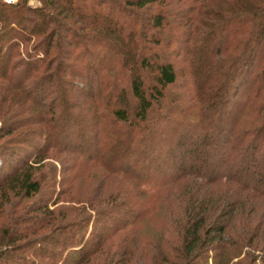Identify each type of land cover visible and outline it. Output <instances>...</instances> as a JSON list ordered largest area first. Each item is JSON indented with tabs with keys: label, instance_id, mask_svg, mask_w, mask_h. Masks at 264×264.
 Returning <instances> with one entry per match:
<instances>
[{
	"label": "rangeland",
	"instance_id": "obj_1",
	"mask_svg": "<svg viewBox=\"0 0 264 264\" xmlns=\"http://www.w3.org/2000/svg\"><path fill=\"white\" fill-rule=\"evenodd\" d=\"M166 1L170 2L166 9L176 12L180 17L175 24L169 26L168 32L172 38L171 42L175 45L171 60L176 62L179 76L175 86L164 90V103L167 108L160 109L158 105L155 106L159 115L153 122L151 119L147 120V123L152 124L153 134L148 130L143 135L138 132L133 134V145L136 147L133 152L128 150L127 153L126 149L129 147L126 145V139L114 130L133 128L113 122V116L105 107L106 97L112 98L113 101L116 97L119 98L122 91L131 97L127 85L129 75L125 73L128 74L127 70H131L133 66L138 68L136 55L139 47L136 40L139 37L128 34L129 27L136 17L140 18L137 20L140 27L147 21L148 12L157 11L159 4L146 7L148 9L135 7V15L123 13L125 15L120 16L118 14L121 11L116 9L115 20L125 24L124 31L117 34L118 29L106 22L111 17L109 10L102 5H92L90 0H86V5L82 10L79 9L87 16V28L114 41L117 52L109 46H103L102 42L95 43L90 38L79 39V36L73 38L71 34L60 29L59 34L53 38L54 46L46 54L43 49H38L39 44L44 45L41 42L46 36V33H41L40 30L55 24L54 17L45 18L39 14V10H34L40 5V0H28L27 11L22 15L13 8L12 3L15 2L6 3L5 0H0V127L6 128V132L0 131V134H5L0 137V146L10 147L18 155L27 153L24 159L29 163H36L33 176L41 183L40 191L29 197L20 195L16 190L8 189L7 185L0 183V249H6L14 256L23 254L41 264H59L57 259L49 258L47 254L51 249L60 250L63 236L72 232L63 227L65 221L74 217L82 219L91 211V220L86 227L74 232L79 236L85 235L84 238L88 240L84 243L86 248L84 246L80 252L85 249L92 250L99 240L103 241L94 255L93 260L97 262L93 264H105L118 250L122 257V251L130 244L132 255L128 256L131 257L129 264H152L155 257L161 256L158 249L173 253L174 249L180 246L183 209L188 199L185 194L193 192L221 199L219 207L223 202L221 207L225 211L222 217L228 223V229L223 240L226 244L222 249V252L226 251L227 254L221 264H264L263 196L255 195V192L245 190L229 180L210 184L195 176H185L175 181L169 177L168 171L173 169L176 163L167 158L165 150L174 146L177 135L186 128L185 125L179 129L176 122L187 118L186 116L195 120L193 114L200 111L205 102L211 100L214 95L220 97L225 93L223 88H219L223 79L222 72L218 67L215 68L218 66L219 56L209 55L211 49L206 53L198 52L197 41L190 47L186 46V35L184 36L183 32L186 30L184 27L188 17L185 6L190 0ZM209 1L208 6H215L214 9L222 13H236L235 8L242 0ZM243 1L249 3L251 0ZM129 9L131 7L127 8ZM100 14H103L102 17H98ZM207 17L214 18L212 15ZM175 18L171 17V20ZM71 22L77 28L83 25L76 18ZM262 22L259 20L258 25ZM208 23L204 22L203 26L207 27ZM21 25L26 30H32L35 26L40 34L31 36L20 27ZM218 25L220 27L221 24L218 22ZM224 28L223 26L220 32ZM216 35L214 34L215 38ZM74 39L92 53L97 49L101 52L103 49L100 55L107 56L105 63L97 69L91 66L88 58L84 62L90 65H79L78 56L82 50L71 44ZM257 50L254 59L247 61L245 69L237 76L236 87L225 103V112L219 114L220 125L223 131L226 130L219 139L220 143L232 133H249L245 143L236 144L243 153L257 127L262 126L264 122V38L260 40ZM236 52L237 50H234L232 55ZM131 56H135L134 60L126 64L125 61ZM208 72L210 75L205 78ZM215 89H220L219 93ZM172 100L176 103L174 106L169 105ZM119 106L122 107L117 104V107ZM113 107L114 105H111V108ZM132 110L135 109L131 108L130 113ZM132 117L130 122H133ZM191 122V127H194ZM136 131L140 132L138 128ZM195 132L202 135L203 130ZM189 139L187 147H191L192 141L198 140L197 134ZM257 139L258 144L264 145L262 136ZM213 146L215 145L210 148ZM217 150L219 152L215 153V157H206L207 151L203 155L205 159L210 160L214 168L222 165L221 161L228 156L226 148ZM180 152L181 155H186L184 159L187 163L188 155L183 150ZM101 154H106V164L98 159ZM18 157L20 158V155ZM9 158L12 161L18 159L8 157V160ZM3 159L5 160L0 156V164ZM112 166L114 169H111ZM10 169L5 173H9ZM1 180L2 177L0 182ZM147 181H150V185ZM148 189L159 193L161 189L163 194L154 201V206L158 208L144 214L149 199ZM161 197L164 198L161 200ZM115 211L119 213L118 216ZM48 221L50 223H46ZM134 221L135 224L128 225ZM118 227L122 229L118 230ZM25 228H36L30 238L37 234L43 235L46 239L43 241V247H35L32 243L30 247L23 245L21 248L19 244L22 241L7 242L9 235L13 237L16 230ZM248 234L254 235V243L247 241L243 246L232 243L233 237L238 240V237H247ZM53 236L60 238L56 241ZM210 247L207 249L208 264H215V252L220 248ZM76 252L80 254L79 251ZM67 253L69 251H65L64 256H67ZM14 256L0 260V264H16ZM89 257L85 254L84 258ZM61 259H64L63 256ZM17 264H23V261ZM195 264L204 263L197 261Z\"/></svg>",
	"mask_w": 264,
	"mask_h": 264
},
{
	"label": "trees",
	"instance_id": "obj_2",
	"mask_svg": "<svg viewBox=\"0 0 264 264\" xmlns=\"http://www.w3.org/2000/svg\"><path fill=\"white\" fill-rule=\"evenodd\" d=\"M90 1L92 5H102L109 10L108 13L111 17H109L106 22L109 23V26L113 24L118 29L117 34L124 31L123 29H125V24L115 20L114 11L116 9L121 11V13L118 14L120 16L123 13L135 15L136 11L133 9L135 7L148 9L152 5L159 4L157 5L159 6L157 11L148 12L149 16L147 21L142 23L140 27L137 25V20L140 19L139 17L134 18L135 20L129 27L128 34L139 37L138 40H136L139 47L138 54L136 55V64L138 65V68L136 69V67L133 66L131 70H127L128 74L125 73L126 75H129L127 85L130 90L129 92L131 97L129 98L123 91L121 95H119V98L116 97L113 101L112 98L106 97L107 104L105 107L108 113L113 116V122L116 125L120 123L123 124L124 127L131 126L133 128V130H123L124 128H121V131L120 129L114 130V132L123 135L126 139V145L130 148L126 149V152L128 150L133 152L136 147L133 145L135 141L132 137L133 134L138 132L140 135H143L146 134L145 131L147 130L153 134L152 124L147 123V120L151 119V122H153L152 120L159 115H157L155 106L158 105L160 109L165 107L167 108V105L164 103L166 98L164 90L168 87L175 86V83H177L179 75L175 64L176 62L171 60V57L174 55L173 49L175 45L171 42L172 38H170L168 32L170 29L169 26L171 24H175L179 15H177L174 11L166 9L170 3L166 0H125L124 2L119 0ZM186 1L188 2L189 0ZM40 2V5L34 8V10H39V14L45 18L53 19L54 17L53 23L55 25L52 26L50 24L49 26H45V31L40 30L41 33H46V36L41 42L44 43V45L39 44L40 46H38V49H43L47 54L54 46L53 38L59 34V30L61 29L71 34V37L73 38L77 36H79V39L90 38L95 43L102 42L103 46H109L112 50H116L117 52L118 48L114 41L112 42L106 36L92 30L90 31V29L87 28L89 26H87V16L82 14L81 11L84 5H86V0H40ZM27 3L28 0H19L18 2L12 3V6L20 15H22L24 11H27ZM208 4H210L209 0H190V2H188V5L185 6L187 9L185 13L188 18L185 21L186 25L184 28L186 30L183 33L184 36L186 35V46L190 47L191 44L197 41L198 46H196V48L198 52L206 53V51L208 52L211 49L209 55L212 57L214 55L217 57L219 56L220 60L217 64L218 66L215 68L218 67V69L222 72L223 79L221 80V87L219 86V88H223L225 94H222L220 97L215 95L212 96L211 100L205 102L200 107V111L196 114L193 110V118L195 120H192V117L189 118L190 116H186L188 119L183 118L182 120L179 119V121L176 122L179 129L183 128L185 125L186 128H184L182 132L177 135L176 140H174V146L165 150L167 158L173 161V163H176L174 168L169 170L171 172L169 173L168 171V174L170 178L172 177V181L184 178L185 176L199 177L210 184H215L222 180H229L237 183L245 190L255 192V195L258 194L264 197V145L261 146L260 143H257L259 140L257 138L261 136L264 138V122L261 124L262 126L259 128L257 127L256 133L253 137H251V140L247 142L244 148L245 150L243 149L244 153L236 146V144H238V142L241 144L245 143L248 139L246 138V135L249 134L248 132L244 135L241 133H232L230 137H226L224 142H219V139H221L224 135V132L226 133V130L223 131L224 129L220 125L221 118L219 114L225 112V103L227 98H229L231 91L236 87L238 81L237 76L241 75L240 71L245 69L247 61H252V59H254V55L258 51V44L260 43V40L264 38V0H251L249 3L248 1L245 3V1L242 0L235 8V10H237L236 13H222L218 9H214L215 6L212 5V8L211 5L208 6ZM128 7H131L133 10H127ZM216 7L219 8L218 6ZM56 10H58L57 13L55 12ZM51 12H53V14H51ZM101 15L103 14H100V16L98 15V17H102ZM124 15L125 14H123V16ZM208 15H212L215 19L208 18ZM216 16H220V18H216ZM171 17L176 18L175 20H171ZM74 18L83 24L80 28H77L72 24L71 21ZM28 19H30V17ZM259 20L261 22L263 21L261 25H258ZM204 22L211 23H208L206 27L203 26ZM218 22L221 24L220 27H218ZM211 25L216 27H211ZM223 26L225 28L222 32H220ZM20 27L22 28V25ZM23 30L31 36L33 34H40L39 29L37 30L35 26L32 30ZM115 33L116 30L114 29L113 34ZM214 34H217L216 38L214 37ZM75 40L76 39L72 40L71 44H74L76 49L80 51L82 50L81 54L78 56L80 61L79 65L85 64L88 66L91 64V66L97 67L98 69L100 65L102 66L105 63L104 60L107 56L100 55L103 53V49L101 52L97 49V51L95 50V52L92 53L78 40ZM234 50H237V52L232 55ZM88 58L90 59V64L84 62V60ZM134 58L135 56H131V60H126L125 63L127 64L129 61L134 60ZM208 75H210L209 72L205 75V78H207ZM219 90L215 89L217 93H219ZM200 102L202 101L200 100ZM117 104L122 105V107H117ZM175 104L176 103H173V100L169 103L170 106H174ZM111 105H114V107L111 108ZM131 108L135 109L132 110V113H130ZM197 114L198 118L196 119ZM131 117L133 118V122H130ZM200 117L201 119H199ZM190 121H192L191 124H194V127H191ZM168 122H171V120H168ZM215 122L217 123L216 126ZM137 128L140 132L136 131ZM199 129L200 131L201 129L203 130L202 135L195 132V130ZM4 130H6L5 126L0 127L1 132ZM196 134L198 140L194 142L192 141L191 147H187L189 146V138H193ZM4 135L5 134L2 133L0 134V137H3ZM165 140L168 142L167 139ZM213 144L215 146L210 148ZM223 147L227 149L228 156L221 161L223 166L219 165L214 168L212 167L213 164L210 163V160L208 158L205 159L203 155L207 151L208 154H205L206 157H215V153L217 154L219 152L217 148L223 149ZM249 149L250 151H248ZM181 150L185 151L188 155L187 157L189 159H187V163L184 159L186 155H181ZM178 152H180L179 155H177ZM19 155L20 158L18 157ZM19 155L15 153L14 150L12 151L10 147L3 148L0 146V156L5 158V160H1L2 163L0 164V178L2 177L0 183H3L2 185L4 186L7 185L8 189L16 190L20 195L29 197L40 191L41 183L39 179L33 176V170L35 169L34 166L36 163H29L26 159H24L27 153L25 155ZM105 156L106 154H101L98 156V159L106 164L104 160ZM8 157H17L18 159L12 161L10 158L8 160ZM17 165H20V167L17 168ZM7 166L8 168H11L9 173H5L8 169ZM111 169H114L113 166ZM120 172L125 173V171L123 172L122 170H120ZM147 182L149 183L150 181ZM148 183H146V185H148ZM148 190L150 191L148 192L149 199L146 202L147 206L144 214H147L149 210H151V213L153 210L158 208L154 206V201L158 200V198L163 194L161 189L160 193L156 190V192H152V189ZM186 195L188 196V199L187 201L185 200L186 206L183 209L180 246L176 247L173 253L161 250V248L160 250L158 249V253L161 256L155 257L151 263L178 264L179 261H181L180 264H195L197 261H202L204 264H208L207 249L210 246H214L212 249H216L217 247L220 248L218 249V252H215L217 254H215V257L217 258V262L215 261V264H221L227 254L226 251L222 252V249L223 245L226 244L223 240L225 234L227 233L226 230L228 229V223L224 220L225 218L222 217L223 211H225V209L221 207L223 202L222 204L220 203L221 209H219V202H221V199L215 198L213 195L203 196L198 195L197 193L193 194V192L186 193L185 196ZM163 198L161 197V200ZM149 203L150 205H148ZM115 212L117 213V211ZM90 213L88 212L85 214L82 219H78L73 216L74 218H69L65 221L63 227L67 231L71 230L72 232L69 235L63 236L64 241L60 244L62 247L60 250L51 249L48 251L49 254L47 255L49 258H55V260L57 259L59 264H93L97 262L96 260H93L95 259L94 255H96L98 251L97 248L103 241L99 240V242L95 245V248L92 250L85 249L83 252H80L84 249V243L88 240L87 238H84L85 235L79 236L74 232L76 229H84L86 227L87 223L91 220ZM118 214L119 213L116 215L118 216ZM46 223H50V221ZM132 223L135 224L136 221L128 223V225H132ZM120 229L122 228L118 227V230ZM35 231L36 228L33 230L31 228L16 230V235L14 234L13 237L9 235L7 237V242L17 243L22 241L20 242L21 244H19L21 248L24 247L23 245L30 247L32 243L35 247L37 245L39 247H43V241L46 240L43 238V235L37 234L36 236H32V238L29 237L31 234L35 233ZM250 234H248L249 236L247 237L240 236L238 237V240H234L233 237L232 243L239 246L245 245L247 241L250 244L254 243L253 240L256 232L253 236ZM59 238L60 237H57L56 241H58ZM131 246L132 244L122 251V257L119 250L114 252V255H111L105 264H129L128 262H130L131 257L128 258V256L132 255V251H130L132 248ZM65 251H69L67 256H64ZM76 251H79L78 253L80 254H76ZM85 254H88V257H90L85 259ZM172 254H174V256H172ZM10 255L11 254L8 250L3 248L0 249V260H7L14 256L13 254L11 256ZM61 256H63L64 259H61ZM14 257L16 264L19 261H23V264H41L39 262H34V260L29 259L28 256L23 254H15Z\"/></svg>",
	"mask_w": 264,
	"mask_h": 264
},
{
	"label": "built area",
	"instance_id": "obj_3",
	"mask_svg": "<svg viewBox=\"0 0 264 264\" xmlns=\"http://www.w3.org/2000/svg\"><path fill=\"white\" fill-rule=\"evenodd\" d=\"M5 1L8 2V3L16 2V0H5Z\"/></svg>",
	"mask_w": 264,
	"mask_h": 264
}]
</instances>
